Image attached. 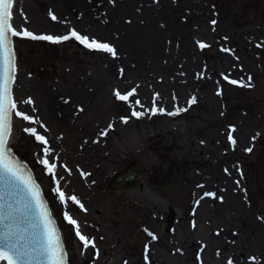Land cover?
I'll use <instances>...</instances> for the list:
<instances>
[{"label":"rangeland","instance_id":"rangeland-1","mask_svg":"<svg viewBox=\"0 0 264 264\" xmlns=\"http://www.w3.org/2000/svg\"><path fill=\"white\" fill-rule=\"evenodd\" d=\"M215 1L16 2L33 25L12 19V86L45 99L23 119L14 105L8 142L70 264H264V93L226 81L242 14ZM52 117L68 124L59 142ZM135 164L142 187L113 188Z\"/></svg>","mask_w":264,"mask_h":264},{"label":"water","instance_id":"water-1","mask_svg":"<svg viewBox=\"0 0 264 264\" xmlns=\"http://www.w3.org/2000/svg\"><path fill=\"white\" fill-rule=\"evenodd\" d=\"M13 3L14 0H0V262L69 264L70 252L65 249L57 221L29 164L21 163L7 148L11 110L15 109L12 83L17 72L11 35ZM233 146L237 149L234 142ZM143 175L145 167L135 164L116 175L111 186L122 192L141 188Z\"/></svg>","mask_w":264,"mask_h":264},{"label":"flooded vegetation","instance_id":"flooded-vegetation-1","mask_svg":"<svg viewBox=\"0 0 264 264\" xmlns=\"http://www.w3.org/2000/svg\"><path fill=\"white\" fill-rule=\"evenodd\" d=\"M215 8L228 3L227 14L235 18L241 13V21L229 24L231 46L226 52L224 77L230 87L247 92L264 93V0H216ZM240 10L238 11V7ZM239 45H242L239 48ZM261 78V79H260ZM264 104V101H262Z\"/></svg>","mask_w":264,"mask_h":264},{"label":"bare ground","instance_id":"bare-ground-1","mask_svg":"<svg viewBox=\"0 0 264 264\" xmlns=\"http://www.w3.org/2000/svg\"><path fill=\"white\" fill-rule=\"evenodd\" d=\"M18 0H14V3L11 7V14L13 16V21H14V24L16 26H20V28L22 29H25V28H28L30 26L33 25L32 21L27 19V16L26 14L23 12H20L19 16H17V19H16V16L14 15V11H15V8L17 6V3ZM24 5V3H23ZM12 22V20H11ZM16 29V27H15ZM185 48L183 50V53H185ZM188 52V51H187ZM186 56V54H185ZM13 87V91H14V87H15V94L14 96L16 95V98L14 100V105H17V108H18V111L20 113V116L21 118L23 119L24 115H21V114H24L28 111H30V107H32L33 105V102L35 101V103L37 102V108H38V111L41 110V107H42V110H44V106H42L41 103H43L44 99L43 98V94L42 93H39L38 90L35 88H28L27 86V83L24 81V82H21V79H18L17 82L15 83V85L12 86ZM46 109L49 110V111H52V106L49 104V103H46ZM13 113V110H11V114ZM17 113V111H16ZM13 115V114H12ZM22 121V120H21ZM25 122H28L24 119ZM51 127H52V131L54 133V137H56L58 139L57 142H59L64 136H69V130H68V124L66 121L62 120V119H54L52 117L51 119ZM40 130L37 131L38 134H40ZM51 134V132H50ZM41 141V140H39ZM40 143V142H39ZM10 143L7 141V148H10ZM12 151V149H11ZM58 155V154H57ZM57 155H54L57 156ZM48 159V158H46ZM50 162V161H48ZM52 162H50V165H51ZM2 263L4 264H9L8 261H5L4 259L1 260Z\"/></svg>","mask_w":264,"mask_h":264}]
</instances>
